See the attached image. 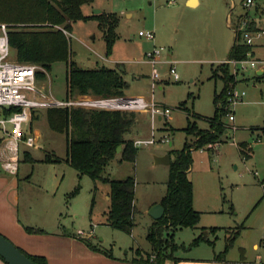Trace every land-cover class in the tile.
Instances as JSON below:
<instances>
[{"label":"rangeland","instance_id":"obj_1","mask_svg":"<svg viewBox=\"0 0 264 264\" xmlns=\"http://www.w3.org/2000/svg\"><path fill=\"white\" fill-rule=\"evenodd\" d=\"M245 2L200 0L196 7H189L185 0H94L83 6L85 16L116 14L119 17L115 28L117 39L111 54L106 56L105 40L97 21H76L71 24L72 61L81 69L101 66L117 69L118 66L127 82L126 98L152 100L157 106L169 109L170 114L161 117L162 121L155 119L152 126L150 113L134 112L136 123L125 139L148 140L153 134L156 144L139 147L134 162L123 161L118 153L103 173L111 180L132 177L135 181L137 213L132 239L130 234L105 225L108 184L93 182L87 176L78 183L76 171L65 162V135L48 127L46 109L38 110L40 119L23 128L27 135L39 134L40 147L20 144L18 175H8L18 181L16 206L21 221H44L48 229L58 223L69 230L72 227L86 233L93 230L91 242L119 257H130L135 249L150 253L146 235L154 220L147 214V208L160 203L165 196L169 175V166L155 165L154 157L165 151L180 150L185 142H195L196 138L183 132L188 126L187 120L198 130L209 128L206 119L214 115V94L223 88V81L213 77V70L228 60L234 42L233 18L245 12ZM256 4L264 10V0H254L253 5ZM230 10L231 21L227 20ZM94 11L101 12L94 14ZM250 14H254L253 9ZM140 31L153 32L154 43L139 37ZM154 46L164 50L161 63L156 66L160 79L152 91L151 67L146 63L145 53ZM251 59H264V50L256 51ZM168 63L173 64L178 80L166 75ZM230 71L237 74L235 91L244 92L245 96L231 108L234 122L222 119L227 133L208 149L192 150L188 176L192 182L193 207L201 213L199 231L243 225L229 256L238 258L241 253L254 264H264V136L259 130L264 127V76L256 79L257 69ZM45 83L48 96L65 99L64 65H53ZM165 138L167 142L160 143ZM240 144H246V156L240 154ZM23 152L28 153L26 158ZM46 155L54 161L45 162ZM0 174L5 176L1 168ZM77 184L79 192L73 194ZM198 233L197 229L182 230L176 236L177 242L187 244ZM217 236L216 250L224 247L223 231ZM208 237L214 238L209 234ZM254 244L258 246L256 249ZM144 253H141L143 257ZM0 264L5 263L0 260Z\"/></svg>","mask_w":264,"mask_h":264},{"label":"trees","instance_id":"obj_2","mask_svg":"<svg viewBox=\"0 0 264 264\" xmlns=\"http://www.w3.org/2000/svg\"><path fill=\"white\" fill-rule=\"evenodd\" d=\"M93 2L94 0H0V24L6 23L8 27V42L13 58L19 63L38 66L41 69L38 73L39 78H45L53 65L63 64L66 99L79 96L123 98L128 87L123 73L116 68L101 66L95 69H81L72 61L70 34L71 24L76 21H97L105 40L106 56L111 54L113 43L117 39L115 28L119 17L116 14L83 15L82 7ZM250 26L254 31L257 30L253 21ZM253 48L254 46L250 47L242 41L237 44L234 38L228 60H245L248 53L253 54ZM231 69H233L231 65L222 63L213 70V77L223 81V88L218 94H214V115L206 120L209 128L198 130L195 124L189 123L183 132L188 137L196 138L195 142L192 144L185 142L180 150L169 151L171 162L166 194L160 201L164 215L154 221L148 229L146 239L150 245V253L143 257L136 249L133 263L163 264L179 249L189 250L203 241L214 244L218 239L219 231L224 233V248L220 254L223 257L234 247L244 229L243 225L223 229L210 228L206 230L207 232L203 231V234L186 248L174 242L175 232L182 229H196L199 223L200 213L193 207L192 182L188 177L192 165V150L208 149L219 141L220 136L227 133V125L222 119L230 113L228 105L232 95L229 93L235 90L237 84V74H232ZM263 76L264 74L256 75L255 78L260 79ZM10 112L12 111H8ZM38 119L39 116L31 114L28 124ZM46 122L51 130L65 135V161L76 171L78 183L83 176H87L93 182L108 184L105 225L112 230L131 235L137 213L135 181L132 177L111 180L104 177L103 173L118 154L117 148L121 149L120 155L123 161L134 162L138 148L133 146V141L126 140L125 135L136 123L135 113L52 108L47 110ZM259 130L264 136V127ZM1 143L0 137V145ZM238 148L242 156L247 155L244 151L246 144H240ZM23 156L26 158L28 153L23 152ZM44 161L51 163L54 160L50 155H46ZM78 192L77 184L73 194ZM25 232L38 234L41 230L26 227ZM208 234L214 237L213 241L208 240ZM84 242L91 250L99 251L87 240ZM18 249L35 264H47L43 257L31 256ZM0 260L3 261L1 257Z\"/></svg>","mask_w":264,"mask_h":264},{"label":"built area","instance_id":"obj_3","mask_svg":"<svg viewBox=\"0 0 264 264\" xmlns=\"http://www.w3.org/2000/svg\"><path fill=\"white\" fill-rule=\"evenodd\" d=\"M253 0H246L243 4L245 12L237 16L233 22L234 38L239 42H245L246 45L253 47L257 41L264 36V30H253L250 23L253 19L249 12L253 7ZM254 22V21H253ZM138 36L148 42L155 39L153 32L140 31ZM162 48L153 47L151 51L145 53L146 62L151 67V89L156 87V82L160 75L156 66H158ZM252 54H247L245 60H227L226 64L233 67L234 72L246 69H259L264 62L253 60ZM167 76L174 81L178 80L173 64L168 63ZM41 69L36 65L23 64L17 62L11 52L8 42V27L6 24H0V168L9 175H16L20 162V144L28 148H38L39 137L30 136L24 131V126L29 123L31 114L38 115L40 109L67 108V109H85L95 111H126V112H147L150 113L153 124L154 119L158 117H168L169 109L157 106L155 102H146L143 98H93L86 96L65 98L56 100L45 93L46 76L39 78L38 73ZM236 90V89H235ZM233 90L230 95L229 110L227 119L234 122L232 107L239 104L245 93H237ZM8 111H12L8 113ZM39 117V118H40ZM162 139L160 143L167 142ZM156 144L155 137L151 136L148 140H136L133 145L136 148L143 146H152Z\"/></svg>","mask_w":264,"mask_h":264},{"label":"crops","instance_id":"obj_4","mask_svg":"<svg viewBox=\"0 0 264 264\" xmlns=\"http://www.w3.org/2000/svg\"><path fill=\"white\" fill-rule=\"evenodd\" d=\"M199 3L200 0H193V1L185 0V4L189 7H196ZM232 6H234L235 8L234 3ZM252 9L254 10V14L251 15L249 12V16L253 19L255 26L258 30H264V18H260L262 15H264V10L257 4L254 5ZM229 14L230 15L227 16L228 17L227 20L229 19L231 21L232 18L231 10L229 11ZM237 16L238 15H236L233 18V21L236 20ZM263 50H264V36L260 41H257L256 45L254 46L252 57L255 56L256 51H263ZM257 60L264 62V59H257ZM116 67L118 69V66ZM257 72H261V75L264 74V68L260 67L259 69H257ZM38 115H40V113H38ZM193 115L196 116V114ZM155 119H157V121H162V118L158 116ZM188 123L189 120H187V125ZM37 136L39 137L38 133ZM164 155L169 156V152L165 151L161 155L158 156L156 155V156L162 157ZM4 174L5 176H2L0 174V234L5 236L9 241L13 242L18 248H20L21 250H23L24 252H26L31 256L43 257L46 260L47 264H138L132 262V260L135 258L136 249L134 252L133 251L131 252L130 257L128 256L119 257L118 255L112 252H107L105 251V249H101L97 245L95 246L91 242L93 238L92 237L93 230H91L90 233H86L85 231L80 229L75 230L73 227L71 230H69L58 223H55L56 225H54L52 229H48L47 228L48 226L44 221L42 223H31L29 221H21V219L18 217L19 208L18 206H16L17 197H18L17 196L18 193L16 191L17 189L16 184H18V181H16V179L10 178L9 176L11 175L5 172ZM16 175H18V172L16 173ZM107 199H108V194H107ZM154 205L157 204H153L152 206L148 207L147 210L149 211L150 208L153 207ZM194 209L197 211L196 208ZM150 219L153 221L151 217ZM26 227L39 228V230H41V233L38 234L26 233L25 232ZM196 229L198 230L199 233L195 237L193 235V238L190 239L191 241L189 243L186 244L185 241L177 242L176 239L178 232H181L182 230L185 229L175 232L174 242L178 246H183L184 248L188 247L194 239H196L201 234H203L202 230H204V228H202L201 231H199V228ZM132 237L134 238V236L131 233V238ZM207 238L209 241H213L214 239V238L210 239L208 236ZM84 240H87L91 245L97 247L99 251L91 250L86 245ZM216 241L214 242V244L211 243L209 244L206 241H203L189 250L179 249L173 254L172 258L166 259L163 262V264H254L250 262L248 259H246V257H244L243 254L241 253L240 256H238V258L230 257L229 256L230 251L233 248L230 249V251L222 257L220 254L223 251L224 247L216 250L215 249ZM253 247L256 249L258 246L254 244ZM141 253L143 254L144 252L141 251ZM125 254L128 255V253Z\"/></svg>","mask_w":264,"mask_h":264},{"label":"water","instance_id":"obj_5","mask_svg":"<svg viewBox=\"0 0 264 264\" xmlns=\"http://www.w3.org/2000/svg\"><path fill=\"white\" fill-rule=\"evenodd\" d=\"M97 13H100V11H94V14ZM256 75L257 76L261 75V72H257ZM120 150H121L120 148H117V153H120ZM154 162L155 165L169 166L171 159L168 155H164L162 157L156 156L154 157ZM147 214L154 221H156L159 220L164 215V209L160 204H157L151 207ZM0 257L3 259L5 264H35L1 234H0Z\"/></svg>","mask_w":264,"mask_h":264}]
</instances>
